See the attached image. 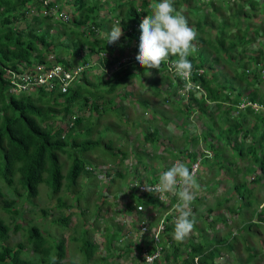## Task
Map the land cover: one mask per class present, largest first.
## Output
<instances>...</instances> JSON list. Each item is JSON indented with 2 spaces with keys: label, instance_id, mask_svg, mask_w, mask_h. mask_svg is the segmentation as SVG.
I'll list each match as a JSON object with an SVG mask.
<instances>
[{
  "label": "trees",
  "instance_id": "16d2710c",
  "mask_svg": "<svg viewBox=\"0 0 264 264\" xmlns=\"http://www.w3.org/2000/svg\"><path fill=\"white\" fill-rule=\"evenodd\" d=\"M43 1L46 0H0V158L2 160L0 178L4 180L5 185L12 187L13 192L12 199H4L0 202V209L5 212L6 218L8 216V220L10 218L11 223H13L14 234L22 227L20 223L14 222V218L20 214V211L15 208V204L17 201L34 204L33 201L39 193V186L43 183L49 189V196H55L61 191L64 181L65 192L67 190L66 193L71 196V200L75 203V205L70 203L68 207L76 208L82 202L85 204V209H88L89 203L87 204L86 202L84 191L78 190L77 187L85 185L80 183V181H83L82 174L98 176L95 174L97 168L95 164H90L84 159L91 153L96 154L97 151L105 155L109 153L115 163L114 170H111V167H105V176L108 179L105 187L108 188L110 184L116 183V179L124 181L123 188H117V192L121 193V199L124 202L123 210H135L133 199L139 200L138 203L141 202L144 205L159 204V200L155 197L135 195L137 192L136 181L139 183L159 182L155 177L146 179V177L141 176L138 170L140 166L145 167L144 164L147 162L148 155L140 151L130 155L129 150L123 148L125 146L124 141H122L123 147L118 145V147H114L112 138L103 140V133H119L120 125L113 126L109 121L106 124L104 123V128L99 130L100 118L103 115L111 117L112 113H109V111L112 112L117 108L114 106L116 89L119 88L124 92L129 87L127 82L136 75V73L124 69L121 72L114 71L111 74L112 77L107 78L105 71L103 69L102 71L100 70L102 68L100 63L105 67L107 66L108 69H112L115 64L108 61L105 57L103 60L101 57H97L95 61L90 60L93 54L107 53L105 51L107 40L99 37L98 34L101 33V30H105L108 33L111 29L105 28L104 23H102L105 19L96 15L104 0H90L89 2L86 0H74V6H72L75 13L77 14L80 11V14L74 15L71 22L58 21L64 30L71 27L70 23L73 26L77 25L78 29L76 27L75 30H71V33L75 38L83 37V39L78 38L71 42L72 51L66 53L64 60L57 58L58 61L64 63L66 70L75 69L77 65L83 67L78 74L79 84L72 86L64 94H59L56 91L57 87L52 90L39 87L37 90L20 95L7 89V70L16 71L19 67L28 69L33 62L43 63L48 56L55 53L58 55L61 54L60 52L65 51L63 45L59 51L56 52L54 50V43L61 37L59 34L52 32L54 29L52 21L54 19L49 9L58 0H47V4H44ZM132 1L121 2L116 6L115 0H105L107 4H113L112 8L108 9L109 12ZM155 1L160 2V0ZM215 1L218 3L216 4L214 0L207 1L213 7L212 13L219 6L227 7V9H230L231 6L236 8V10L235 13L230 14L223 20V30L217 35L215 31L214 37H211L210 33L216 28L215 21H218L214 18V15L201 10L200 7L194 6L192 0H174L176 11L182 13L188 24L192 25L196 31L197 46L203 45L201 53L194 54L193 52L188 59L193 64V69L203 67L206 70V73L198 78V83L195 82L200 84L199 87L201 89L195 91L194 88L188 94V107L186 106L188 110L184 108L185 111H182L181 106L177 107L178 111L186 118H189V113L193 111L197 115L199 114L197 119L205 117L206 121L203 123L205 130L198 136L188 137L189 135H185L183 143L175 145L174 151L178 149L177 151L182 156L180 162L187 164L190 169V165L203 156L197 155L195 152V146L198 143L196 139L207 132H212L213 129L210 128H214L217 123L225 124L223 131L227 134V145L230 147L229 150L232 149V152H235L237 158L235 160L230 158L225 165L223 164L224 167L221 169L225 179L232 181L231 183L234 184V195L236 194L239 200L243 202L239 203L236 209L229 205L226 208L231 214L239 212L243 218L240 222L241 226L237 229L236 237L229 233L225 237L217 238L211 244L212 242L204 235L206 232L199 231L198 236H195L196 242L189 239L188 243H186L188 250L185 248L180 252L178 247L172 245L170 250L166 251L164 257L165 262L170 264H193L195 258H197L198 264H223V261H220L223 258L222 252L225 251V254L227 252L235 253V245L238 238L243 241L246 240L247 236L252 233L253 228L263 227L264 223V215H262L264 214V207L260 212H257L263 201L258 207L252 208V200L258 197L255 196L253 189L244 188L243 183H238L237 181L240 176H242V179L252 176L251 182L256 184L264 180V112L256 113L250 107H246L244 111L237 109V104L241 102L242 98L264 105V94L262 93L264 92V82L255 69L256 65H260L264 69V7H262L264 0H241L240 2H235V6L232 3L225 4L226 2L222 0ZM31 5L34 7L32 11H36V14L28 18L30 15L27 14ZM139 7L141 11H144L143 13L141 12L143 18L147 14H151L149 1L142 0ZM37 12L42 14L38 15ZM139 14L138 7L131 8V10L127 11L124 19L118 22L128 39H131L134 35L141 36L140 28L139 30L134 29L136 28V23L140 20ZM67 23H69V26H67ZM21 24L24 26L21 27ZM42 24L45 26L44 29H41ZM249 43L256 45L257 50L249 47L251 46ZM237 48H239V51ZM84 55L87 56L84 58ZM177 59L178 57L169 56L167 61H175ZM93 62H96L98 66L93 68ZM220 62L231 67L233 74L230 79H228L229 76L223 70L212 71L213 66ZM233 62H235L234 66ZM141 69L140 75L146 72L145 69ZM165 70H167L166 63L162 64L160 70L154 69L161 76L153 80L152 86H157L158 82H161L166 83L169 87H174L178 91L182 87L183 81L177 75L168 77L165 75ZM219 77L228 83L236 81V87L221 85L218 80ZM92 78H94V81H91ZM145 80H150V78L145 76ZM140 85L146 84L141 80ZM236 89H238L239 95H235V97L230 95ZM124 95L129 96L126 92ZM118 97L123 98L122 95H118ZM179 98L184 100L182 95ZM208 99L213 104H209L207 102ZM78 104L79 106L77 107ZM141 104L145 108L150 107L147 99H144ZM211 105L215 108L214 110ZM86 107L91 111L92 115L87 121H84L83 118L75 115V113L76 110H82ZM107 107L108 109L105 111L103 108ZM210 110L213 111L211 112ZM155 112L156 110H152L151 120L139 118L137 119L138 124L135 125L134 123V127L141 129L145 125L147 126V131L143 130V139L146 141H151L159 130L158 127L152 124V121L155 120ZM161 116L164 117V112L161 113ZM55 117H59L60 123L63 122L65 128L60 125H54ZM250 117L253 118L251 125H249ZM186 132L190 133L189 131L184 133ZM213 133L214 131L209 136L207 134V137L213 139ZM95 134L96 138H93ZM122 135L124 136L126 133H122ZM205 139L206 135L203 142H205ZM188 143H191L190 147H188ZM208 148L213 153H221V150L215 149L212 145H208ZM224 148L228 151L227 146H224ZM165 151L167 154L171 153L167 150V147H165ZM61 154L67 155L71 160L65 175L62 173V165L59 161ZM129 158L133 161V166L127 168L129 172L127 171L128 173L126 174L124 161ZM202 160L201 163H203ZM204 163L203 167L208 168V170L211 169L210 166H205L206 161ZM241 163H243L242 167L240 166ZM144 171H148V167H145ZM257 171L258 174L253 175ZM44 174H48L47 178L44 177ZM130 174H134L132 179L127 176H130ZM245 183H247V180ZM209 186L212 187L213 184L205 187L209 189ZM104 191L107 190L105 189ZM0 197H2L1 189ZM233 197L231 195L230 198ZM58 201L59 207L67 206L65 199L59 198ZM175 202L177 201L173 200L172 204ZM197 202H201L200 196L195 197V203ZM102 206L103 203L94 205L97 208L95 211L96 216H98V212L100 213ZM243 209L247 210V214L243 213ZM213 210L214 207L210 208L209 212ZM43 213L45 214V212ZM80 215L84 216L85 212H81ZM246 215L249 216L247 219L245 218ZM170 218V216L167 219L164 218L166 220L165 228L158 236L161 244H164L169 238L174 239L175 226L167 225V221ZM137 219L141 221V217H137ZM53 223L61 230L65 229L69 226V217L60 215ZM91 225L94 226L93 224ZM149 225L154 226L153 221ZM120 228L121 226L119 225L118 229H115L110 234V231L113 230L106 226L103 235L105 238V250L110 251L116 248L114 241ZM92 229L93 227H91V231ZM10 230V223L0 218V264H68L65 260L67 240L64 237L59 238L55 245H52L47 239L48 236H44L40 229L34 225L29 227L27 231L26 244L22 242L10 244ZM78 230L82 238L77 247L79 252L86 256L85 264H89L98 247L91 240L87 229L81 228ZM130 232H124V237L127 238ZM137 234H141L140 231ZM75 238L72 236L70 239L76 240ZM138 239L139 243L143 239L145 244H149L152 238L147 234H141ZM169 242L165 243L166 246ZM166 246H164V252ZM131 247L132 245L127 243V253L131 252ZM135 248L139 250V254L141 246L138 244ZM246 249L249 252V258H251L250 246H247ZM25 251L34 254L36 260L23 259L22 255ZM217 260H219V263L216 262Z\"/></svg>",
  "mask_w": 264,
  "mask_h": 264
},
{
  "label": "rangeland",
  "instance_id": "374dc122",
  "mask_svg": "<svg viewBox=\"0 0 264 264\" xmlns=\"http://www.w3.org/2000/svg\"><path fill=\"white\" fill-rule=\"evenodd\" d=\"M86 1L89 2L90 0H86ZM115 1H116V6H117L121 2L126 3L130 0H115ZM140 1L141 0H134L131 3H128L127 5H124L120 8H117L109 12L108 9L112 8L113 4L112 3L107 4L104 0L101 3V8L97 10L96 15H98L99 18L105 19V21L102 22L104 23L103 25L105 28L111 29L113 25L117 24L116 20L118 17H120L121 19H124L128 10H131V8H134L137 6L139 8L138 4L140 3ZM150 1L153 2L154 0H150ZM207 1L209 0H192L194 6L200 7V9L205 12H210V14L214 15V18L218 20V21H215L216 28L212 30V33H210L211 37H214L215 31L217 35L221 30H223L224 28L223 20L226 19V17L229 16L230 14L235 13L236 8H233L230 6V9H227V7L223 8L222 6H219L217 7L216 11L212 13L211 10H213V7H211V5ZM222 1L226 2L225 4L232 3L233 6H235V2L237 3V2H240L241 0H222ZM73 2L74 0H58L57 2V5L58 3H60L59 7L70 15L69 22L72 21L74 15L80 14L79 13L80 11L77 14L75 13ZM214 2L216 4L218 3L215 0ZM57 5H56V8H57ZM262 7H264V5H262ZM33 9L34 7L33 5H31L30 11L32 13L30 11L28 12L27 15H30V17L28 18H31L34 14H36V11H32ZM37 14L40 15L42 13L37 12ZM68 24L69 23H67V26H69ZM52 25H54V29L52 32L59 34V36L61 37L58 39V41L54 43V50L56 52L59 51L60 49H62V45H63L66 52L65 51L60 52L61 54H58V55H56L57 53L52 54L53 57L49 58V60L57 59V58H62V60H64L66 53L72 51L71 42L78 38L83 39V37L81 38L80 36L78 38H75V36L71 33V30H75L76 27L78 29L77 25L73 26L70 23L71 27H69L68 29L66 28L65 30L59 24L58 20L52 21ZM20 26L23 27L24 25L21 24ZM41 26H42L41 29L45 28L44 24H42ZM189 26L193 28L192 25H189ZM101 32L103 33V36H105L106 31L101 30ZM103 38L105 39V37ZM134 38H138V37L134 36ZM125 42H126V38H124V43L117 45L119 47L118 51L117 49H114L112 47L108 48V44L106 43L107 48L105 51H107V53L104 54L106 59L116 64L117 58L112 57L113 54L114 56H119V57L123 55V58L124 57L127 58L129 49L127 47L124 50ZM138 42L140 43V38H138ZM197 43L198 41L195 40L194 54L201 53V49L203 48V45L197 46ZM249 44L251 45L249 47L253 48L254 50H257L254 44H251V43ZM137 50L139 51V47ZM237 50L239 51V48H237ZM99 54L100 53L93 54L90 60L95 61L96 58L99 57ZM86 56L87 55H84V58ZM131 58H133L132 55H130V59ZM101 59L103 60V58ZM121 59L122 58H120V60ZM234 64L235 62H233V66ZM259 67L260 65H257L255 67L256 71H257V68ZM106 69L107 70L104 69L106 77L111 78L112 77L111 74L116 69V67L111 70V69H108V67L106 66ZM125 69L131 70L130 67L125 68ZM220 70H223V72L227 74V76H229L228 79L231 78L233 72H232L231 67L228 64L225 65L223 64V62H220L213 66L212 71H220ZM149 71L151 72L150 76H149V73L147 72L144 73V75L150 78V80H145V77L140 75L141 71L136 72V75L134 76L135 80L128 83L129 87H127V89H125L124 92L121 91L119 88L116 89L114 93L115 94L114 106H116L117 108L116 110L112 112L109 111V113H112L111 117L107 115H103V117L100 118L101 120H100L99 130L104 128L103 126L104 123L106 124L109 121L110 123L113 124V126L120 125L119 133H114V132L103 133L102 135L103 140L112 138L114 141V147H118V146L123 147L122 141H124L125 146L123 148L125 150L128 149L130 152V155L135 154L139 151L148 155L147 160H146L147 162L144 164L145 167H148V171H144L145 167L143 168L142 166L140 167L137 166L138 170L141 173V176L146 177V179L149 177H155L156 179L159 180L160 174L162 173L161 171L164 168H165V171H167L174 164H176L177 162L181 160L182 156H180L181 153L177 151L178 149H175L176 150L175 154H173L174 153L173 148L175 147V145L182 144L184 141L185 135H189L188 137H190V136H198L201 133H203L202 131L205 130L203 123L206 121V118L201 117L197 119L199 114L197 115L196 112L189 113L190 114L189 118H186L177 109V107L179 106L182 107V111H185L184 108L187 109L186 108L187 101L181 100L179 98V95L182 93V91L180 93L177 90H175L174 87H169L166 83H161V82H158L157 86H152L151 81L153 79L159 78L161 75H155L151 70ZM165 75H167L168 77L171 76V74H169L168 71L165 72ZM114 77H116V75H114ZM141 80L146 85H140ZM218 80L221 83V85H225V86L232 85L233 87H236V84H237L236 81H233L231 83L225 82L220 77L218 78ZM91 81H94V78H92ZM152 88H155V89H152ZM237 91L238 89H236V91L234 90L233 93H231L230 95L234 97L235 95H239ZM125 92L129 96L124 95ZM262 93L264 94V92ZM118 95H122L123 98H119ZM56 99L58 100L57 97ZM144 99H147L149 101L150 107L145 108L141 104V102ZM208 101H209V104H213L210 99H208ZM78 106L79 104L77 105V107ZM211 106L213 107V105ZM103 109H105L106 111L108 107L103 108ZM214 109L215 108L213 107V110ZM152 110H156L154 114L155 120L152 121V124L153 126L158 127L160 131L158 130L157 134L154 135V138H153L154 140L152 139L151 141H146L143 139L144 138L143 130L147 131L146 129L147 126L145 125L141 129V128L134 127V123L135 125H137L138 124L137 119L139 118L142 120H146V119L151 120ZM162 112H164V117L161 116ZM75 115L79 116L80 118H83L84 121L85 120L87 121V119L92 115V113L86 107L82 110H76ZM250 120L251 121L249 125H251L253 118L250 117ZM59 123H60V120H59V117H57L54 125H60L65 128V125L63 122L60 124ZM224 127H225V124L220 122V123H217L214 128H210V129H213L214 131L213 139H209L207 137V134L209 136L213 131L209 133L208 132L205 133L206 135L205 142H203L205 135L199 136V138L196 139L198 143L196 142L197 145L195 146L196 148L195 152L197 153V155H203L200 158L201 160L203 159L202 160L203 163L200 162L199 171L197 173V176L195 177L197 187L191 190L194 196V199L191 203L190 208H191L192 217L195 218L196 223L194 225L193 232L183 242H178L175 239L172 240V238L171 239L169 238L168 240H166L164 244L167 241H170L169 243H167L166 251L170 250L172 245L175 247H178L180 252L184 250L185 248H187L188 250V246L186 247V243H188L187 240L192 239L193 242H196L195 236H198L199 231H202V232L207 231L206 233H204V235L207 236L208 239L212 242L211 244H213V242H215L217 238L223 237L226 234L230 233V235L232 236L235 235V237L237 235V229L243 217L240 216L239 212L238 213L235 212V214H231L230 211L226 209V207L229 205L233 209H236V207L239 205L238 203H241V201L239 200L236 194L234 195L232 185H230L229 190H228L227 184L225 183V181L227 180L225 179V176L223 175L224 173L222 172V169H221L222 167H224L223 164L225 165L228 162V160H230V158L231 159L233 158L235 160L237 157L235 156V152L234 151L232 152V149L229 150L230 147L227 145V141H226L227 134L223 131ZM185 131H189L190 133L188 132L184 133ZM122 133H126V135L123 136ZM93 138H96V134L93 135ZM126 141H128L127 144H126ZM155 145H157V148L154 147ZM208 145L214 146L215 149L219 151L221 150V153L220 154L218 152L213 153L208 148ZM190 146H191V143H188V147ZM224 146L228 147V151L224 148ZM163 147H167V150L171 153L167 154L166 151H163ZM205 157L208 159H206ZM111 158L113 157L109 153L105 155L101 153L100 151L99 152L97 151L96 154L91 153L89 156L87 155V158H84V159L90 164L98 165L99 169H104L102 167L109 166L112 168L111 170H114L115 163L113 162L114 159H111ZM205 159L208 161V164L206 163V165L211 167V169L209 170L208 168L203 167L205 164L204 161H206ZM59 161L62 165V173L63 175H65L71 160L67 155L61 154L59 156ZM124 163H125L124 167H126V174H127L129 172L127 168L133 166V161L129 158L126 161H124ZM0 164L2 165L1 158H0ZM242 164L243 163H241L240 165L241 167H242ZM186 166L188 167L187 164ZM103 174H100L98 176H95V175L86 176L82 174L81 176L83 181H80V183H83L85 185L82 187H77V189L82 192L84 191L86 202L87 204L89 203L88 209H85V206H84L85 204H83L82 202L79 205H77L78 207L76 208L68 207L70 203L73 205H75V203H73V201L71 200L72 199L71 196L66 193L67 190L65 192V184H64L65 182L64 181H63L61 191L55 196H49L48 194L49 189L45 186V183L41 184L39 186L38 196L33 201L34 204L24 203V201H17V203L15 204V208L20 211V214L14 218V222H18L22 226L15 234L13 233V228H14L13 223H11L10 218L8 220V216L6 218L5 212L2 209H0V218H2L5 222L10 223V229H11L10 230L11 237L9 240L10 244H15L17 242H22L23 244H26L25 238L27 237V231L29 227L35 225L40 229V231L42 232L44 236H48L47 239L49 243H51L52 245H55L56 241H58V239L61 237H64L67 240L65 260L68 262V264H85L86 256L83 253L79 252L78 247H77L80 244L79 241L82 238V236L79 235L78 229L84 228V229H87V232L91 240L94 241V243L98 247L96 252L94 253V257L92 261L89 262V264H117V263L118 264L120 263L122 264H142L141 258L137 254L139 250L135 248V246L138 244L139 245L140 244L149 245V244H145L143 239L141 240V243H138L139 235L135 237L133 235V229H131V233L129 234L130 237L128 236L126 239H123L124 241L120 244H121V248L124 249L127 243H130L132 245L131 253L136 258L133 259L132 261H130V258L127 259L128 257L118 260L117 256L114 257L113 255V253L117 254V253L122 252L119 249L120 245H119L118 239L121 238V236H124V232L128 231L127 227L128 226L130 227L131 225V227L134 228V231L137 230V233H138V225L140 222L137 221V217H135L133 222L131 221L132 213L131 211L123 210V202L121 201L122 199H120L119 205H117V203L115 204L113 200V199H116V200L119 199L121 193L117 192V188L122 189L124 186L123 185L124 181L116 179L117 181L116 183L114 182L113 184H110L108 188H106L105 187L106 183L104 181H108V179ZM134 174L133 175L130 174V176L129 175L127 176L128 178L131 177L132 179ZM221 174L222 176H220ZM256 174H258V171L254 173L253 175H256ZM47 176L48 174H44L45 178H47ZM248 178L251 181L253 177L251 176ZM219 181L221 183H219ZM237 181L238 183H245L246 178H243ZM211 184H213V186L212 187L209 186V189L207 188L205 190L203 189V186H208ZM254 185H255L254 194L258 198L252 200V203H253L251 205L252 208L258 207V205L264 200V180L260 184L255 183ZM17 187L20 188L19 185H17ZM251 187L252 185L250 184L247 186V188H251ZM11 188L12 187H8L7 185H5L4 180L0 178V189H1V194H2V197H0V202H2V200L4 199L5 200L12 199L11 196L13 192ZM105 189L107 191H104ZM167 195H168L167 204H168V207L171 208L170 215L172 217L177 218L178 212L176 211V205L180 203L179 197L178 195H173L170 193ZM231 195H233L234 197L230 198ZM196 196H200L201 202L195 203ZM59 198H63L66 200L67 202L66 207L58 206ZM173 198L177 201L174 204H172L174 200ZM224 199L228 201H225ZM136 200L133 199L134 203L138 204V200L137 201ZM96 203H103V206L100 208V213L98 212V216H96L95 214V211L97 210V208L94 207V205ZM162 206H161L162 210H160L161 212L158 210L155 211L156 207L153 208V212L155 211L154 213L156 214L152 218L154 219L155 217V219L153 220L154 225H156L160 220V218H158L159 214L160 213L161 215L164 214V210H163L164 208ZM168 207L165 208V210H167ZM212 207H214V210L212 212H209V209ZM43 212H45V214ZM81 212H85V215L81 216L80 215ZM243 213L247 214V210H243ZM60 215L68 216L69 222H70L69 226L62 230L53 223V221L57 220ZM247 217L248 216L246 215L245 218L247 219ZM141 218L144 220H148L149 216L143 213ZM150 220H151V216H150ZM172 221L170 222V224H168V226L175 224V222H172ZM91 224H93L94 226H92ZM119 225L121 226V228L118 231V236H116V240L114 241L116 248L110 251L105 250V242H104L105 238L103 237V235L105 233L106 226H109L111 230H113V231H110V234H111L115 231V229H118ZM91 227H93L92 231H91ZM135 227L137 228L135 229ZM254 229L255 228H253V230ZM253 230H252V234L254 237L248 236L246 240L244 241L241 238H238L237 244L235 245V253L227 252L225 254V251L222 252L223 258L220 261H223V264H264V228L259 227L257 231L256 229L254 231ZM72 236L76 237L75 238L76 240H73V239L71 240L70 238ZM247 246H250L251 248V251H250L252 255L251 258H249V254H248L249 252L246 249ZM26 247L28 246L26 245ZM22 257L23 259H26V260L27 259L31 261L36 260V256L29 251L23 252ZM216 262L219 263V260H217ZM159 264H170V263L162 262L160 259Z\"/></svg>",
  "mask_w": 264,
  "mask_h": 264
},
{
  "label": "clouds",
  "instance_id": "9594fccd",
  "mask_svg": "<svg viewBox=\"0 0 264 264\" xmlns=\"http://www.w3.org/2000/svg\"><path fill=\"white\" fill-rule=\"evenodd\" d=\"M141 1H140V3H141ZM43 3L47 4V0L43 1ZM56 5H57V3L54 2V6L49 9L50 12L52 13V17L54 18V20H58L61 22L70 21V15L66 11L62 10L59 7L60 3H58L57 8H56ZM149 5H150L149 11L151 12V14H147V16L144 18L142 16V13L144 11H141L140 7L138 8V13H140L139 14L140 20L136 23V25H135L136 28H134V29L139 30V28H140L141 36L140 37L138 35H134V36H137L138 38H140V43L138 42V38H134V36H132L131 39H128L126 33L124 31H122V27L118 24V22H121V20H122L120 17L117 18V20H116L117 24L112 26L110 32L105 33V36H103V33L101 32L100 34H98V36L99 37H105V39L107 40L108 47L109 48L112 47L114 49H117V51L119 49V47L117 45L124 43V38H126V42L124 44L125 45L124 50L128 47V49H129V53L127 54L128 57L123 58V55L119 57V56H114V54L113 55L111 54L112 57L117 58L116 64L113 65V67H112V69L116 67V69L114 71H120L121 72L125 68L130 67L131 70H129V71L136 73V72H139L141 68H143L146 70L147 73H150L149 70H151L155 75H158L154 71V69L160 70L162 68V64L166 61L167 70H165V72L168 71L172 76L177 75L178 77H180L181 80L182 79L188 80L190 78V82L193 84L192 88L188 92H184L183 90H184L185 81L182 80L183 81L182 87L178 90V92H180V93L182 91V94H180V95H182L184 100L187 101V99L189 97V95H188L189 92L194 90V88H195V90L201 89L199 87L200 84H196L195 82L198 83V78H200L201 75L206 73V70L203 67L193 69V64L188 59V57L193 52H195V46L193 44V41L196 40L197 33L193 28H191L189 26L188 21L185 18V16L182 13L176 11V9L174 8V0H160L159 3L156 2L155 0L153 2L149 0ZM59 13L65 14L67 16V20H62L58 16ZM140 22H141V24H140ZM138 47H139V51L137 50ZM110 53H112V52H110ZM104 54H106V52L105 53L100 52L99 57L104 58L105 57ZM130 55H132L133 58L130 59ZM169 56L178 57V59L175 61H167ZM52 57H53L52 55L48 56L46 58V61L43 63L33 62L32 65L30 66V68H28V69H25V67H19L16 71L7 70L6 71V73H7V75H6L7 76V79H6L7 89L10 92H12L10 84H9V73H12V72L17 73V74H21L24 72H45V71H50L57 66H60L63 71L72 72L74 70H77L78 74H79V72L83 69V67L77 65L75 69L71 68L70 70H66L63 62H60L57 59L49 60V58H52ZM120 58H122V59L120 60ZM92 66H93V68H95L98 65L96 62H93ZM100 66L102 67L100 69L101 71H102V69L107 70L106 67L103 66L101 63H100ZM247 72H249V71L247 70ZM257 73L260 76L261 80L264 82V69H262L261 66L257 69ZM78 74L76 76L75 81H73L68 86V89L65 92H62L61 89H59L57 83L55 82V87L58 88L56 91L59 94H64L72 86H76L77 84H79ZM150 75H151V73L149 74V76ZM141 76L145 77L146 75L142 74ZM133 80H135V79L134 78L131 79L129 82H127V84ZM153 80L151 82H153ZM39 87H44V86H39ZM39 87H32L31 89H29L25 92H20V93H15V94L20 95L22 93H28L30 91L37 90ZM55 87L53 89H55ZM47 90H52V89H47ZM12 93H14V92H12ZM240 101L241 102L239 104H237V109L240 111H244V109L246 107H250L256 113L264 111V105L259 103V102H252L247 98H242ZM207 102H209V101L207 100ZM241 104L242 105L246 104V106L243 109H239L238 107ZM154 147L157 148V145ZM163 151H165V147H163ZM173 152H174L173 154H175L174 148H173ZM200 162H201V159L199 158L198 161L193 163V164H196V163L198 164L197 173L199 170ZM192 165H190V169H189L185 164H183L179 161L176 164H174L167 171H165V168H164L162 170V173L160 174L159 182H157V183H146V182L139 183L136 181L137 184H149V185H155V186H154V188L145 187V189L150 192L149 194H137L136 193L135 195H137V196L144 195V197L152 196V197H155L159 200V204H157V205H152V204L144 205L141 202L138 204H135L133 202V206L135 207V210L131 211V213H132L131 221L132 222L134 221L135 217H141L143 213H145L146 215L149 216L148 220H144L141 218V221H139L140 223L138 225V231H140L141 234H147L151 237L152 231L157 229L161 220L164 221V228H165L166 221L164 220V218L167 219L168 216L171 217L167 221L168 224H170V222L172 220H173L172 222H175V224H173V226L175 225L173 238L176 241L183 242L193 232L194 225H195L196 221H195V218L192 217L191 208H190L191 203L194 199V196H193L191 190L193 188L197 187L196 179H195V177L197 176V173L194 176V173L190 172ZM95 166L97 167L95 170L96 175H100V174L105 173L106 172L105 167H109V166H104V167L101 166L104 169H99L98 165H95ZM104 175H106V173ZM218 179H219V177H218ZM241 179H242V177H239L238 180H241ZM246 180H247V183H243V187L247 188V186L250 184V185H252V187L247 188V189H251V190L253 189V191H254V187H255L254 184L255 183H252L248 179V177L246 178ZM104 182L107 184V181H104ZM231 182L232 181H225V183L227 184L228 190H229L230 185H232ZM219 183H221V182L219 181ZM260 183L261 182H259L258 184H260ZM136 187H140V186H136ZM153 191L159 194L158 195L159 198L157 197V195L151 194ZM169 193L173 194V195H178V197H179L180 203H178L176 205V211L178 212L177 218L172 217L170 215V212H171L170 209L171 208H169L168 204H167V199H168L167 194H169ZM121 198H122V196L120 195L118 200L113 199L114 202L116 200L115 204L117 203V205H119V200ZM145 199H147V198H145ZM121 201L123 202V200H121ZM139 205L143 206L142 211H138L137 207ZM162 205H163L164 209L167 207H168V209L164 211V214H162L163 216H161V213L159 214V216H161V217H160L159 222L156 225L150 226L149 223L155 219V217H154V219H152L154 214H155L154 212L157 210L160 211ZM154 207H156V208H155V211L153 212ZM263 207H264V200L258 208L259 212L262 210ZM226 209H228V208H226ZM150 216H151V220H150ZM137 221H138V219H137ZM142 226H145L147 228L146 232L141 231ZM164 228H163V230H164ZM263 228H264V223H263ZM131 229H134L131 227V225H130V227L129 226L127 227L128 231H131ZM136 231L137 230H135V231L133 230V235L135 237L137 235L141 236V234H137ZM160 233H161V231H160ZM123 239H126V238L124 236H122V238H120L118 241L119 245H120L119 249L122 252L117 253V254L113 253V255H114V257L117 256L118 260H121V259L128 257L127 259L130 258V261H132L136 257L135 256L132 257L131 252L127 253L126 246L124 247V249L121 248L120 243H122L124 241ZM138 243H139V241H138ZM159 244L161 247V253L158 256V258L154 260L153 263H152V261L154 258L152 255H146L145 258L143 257L144 252L152 254L153 251L155 250V248H154L155 245H154L153 239H151V243H149V245L140 244L141 250H140L139 254H138V252H137V254L140 256L142 264H159L160 259L162 262H165L164 257L166 254V250L164 252V246H166V245L161 244L160 241H159ZM125 253H127L128 256H126ZM165 263H167V262H165ZM120 264H122V263H120ZM193 264H198L197 258L194 259Z\"/></svg>",
  "mask_w": 264,
  "mask_h": 264
},
{
  "label": "built area",
  "instance_id": "2783aa9c",
  "mask_svg": "<svg viewBox=\"0 0 264 264\" xmlns=\"http://www.w3.org/2000/svg\"><path fill=\"white\" fill-rule=\"evenodd\" d=\"M62 20H67V16L63 13H59L58 15ZM78 74L77 70H74L72 72H67L63 71L60 66L55 67L54 69L50 71H45V72H24L21 74L17 73H9V84L11 87V91L14 93H20V92H25L32 87H39V86H44L46 89H53L55 87V82L57 83L59 89H61L62 92H65L68 89V86L75 81L76 76ZM184 80V79H182ZM185 85H184V92H188L193 84L190 82V78L188 80H184ZM245 105H239V109H243ZM198 169V164H193L190 172L194 173V176L197 173ZM157 185V184H156ZM140 186V187H136ZM155 185H149V184H135V187L137 189V194H149L150 192L145 189L147 188H154ZM151 194L157 195L159 198V194L156 192H152ZM138 211L143 210V206H138L137 207ZM164 228V221L161 220L159 226L157 227L156 230L152 231L151 237L154 241L155 245V250L153 251L152 254L143 253V257L145 258L146 255H152L153 256V261L158 258V256L161 253V247L159 244V233L162 231ZM142 232H146L147 228L145 226L141 227Z\"/></svg>",
  "mask_w": 264,
  "mask_h": 264
},
{
  "label": "bare ground",
  "instance_id": "6f19581e",
  "mask_svg": "<svg viewBox=\"0 0 264 264\" xmlns=\"http://www.w3.org/2000/svg\"><path fill=\"white\" fill-rule=\"evenodd\" d=\"M256 46V45H255ZM257 49V48H256ZM259 50H260V48H259ZM257 52V51H256ZM125 58V57H124ZM261 60V59H260ZM258 62V61H257ZM264 62V61H263ZM164 63H166V62H164ZM260 64H262V63H260ZM226 65V64H225ZM251 65V64H250ZM256 65V64H255ZM263 65V64H262ZM257 66V65H256ZM249 68V67H248ZM258 69V68H257ZM263 69V68H262ZM141 70H143V69H141ZM211 71V70H210ZM140 72V71H139ZM151 73V72H150ZM149 73V74H150ZM250 73H252V72H250ZM170 74V73H169ZM148 75V74H147ZM176 76V75H175ZM180 78V77H179ZM177 79V78H176ZM182 81V80H181ZM154 83V82H153ZM177 88V87H176ZM152 89H155V88H152ZM179 90V89H178ZM155 91V90H154ZM196 91V90H195ZM157 92V91H156ZM182 94V93H181ZM183 97V96H182ZM250 100V99H249ZM181 102V101H180ZM254 102V101H253ZM256 102V101H255ZM251 109V108H250ZM170 145V144H169ZM205 148V147H204ZM210 159V158H209ZM211 163V162H210ZM199 171V170H198ZM104 175V174H103ZM109 176V175H108ZM150 182V181H149ZM232 185H234V184H232ZM226 193V192H225ZM227 195V194H226ZM225 196V195H224ZM171 199V198H170ZM236 199V198H235ZM241 203H243V202H241ZM236 204V203H235ZM239 204V203H238ZM243 206V205H242ZM163 207V206H162ZM162 210V209H161ZM244 210V209H243ZM164 211H165V209H164ZM161 212V211H160ZM237 215V214H236ZM262 215H264V214H262ZM230 217V216H229ZM249 217V216H248ZM228 218V217H227ZM232 218V217H231ZM205 220V219H204ZM252 220V219H251ZM166 221V220H165ZM251 224V223H250ZM249 225V224H248ZM250 226H252V225H250ZM224 227V226H223ZM262 227V226H261ZM256 228V227H255ZM222 229V228H221ZM255 230V229H254ZM253 230V231H254ZM257 230V229H256ZM173 231V230H172ZM171 232V231H170ZM207 232V231H206ZM249 232V231H248ZM251 232V231H250ZM163 233V232H162ZM161 234V233H160ZM166 234V233H165ZM164 234V235H165ZM246 234V233H245ZM195 236V235H194ZM165 237V236H164ZM192 237V236H191ZM248 237V236H247ZM208 238V237H207ZM211 239V238H210ZM188 241V240H187ZM260 242V241H259Z\"/></svg>",
  "mask_w": 264,
  "mask_h": 264
},
{
  "label": "crops",
  "instance_id": "0c3cea01",
  "mask_svg": "<svg viewBox=\"0 0 264 264\" xmlns=\"http://www.w3.org/2000/svg\"><path fill=\"white\" fill-rule=\"evenodd\" d=\"M206 162L208 163V161H207V160H206ZM206 166H207V165H206ZM161 172H162V171H161ZM240 177H242V176H240ZM248 179H249V178H248ZM261 182H262V181H261ZM203 189L205 190V189H206V187H205V186H203ZM173 199H174V198H173ZM174 200H175V199H174ZM175 203H176V202H175ZM251 211H252V210H251ZM166 212H167V211H166ZM166 212H165V213H166ZM257 212H259V210H257ZM133 214H134V213H133ZM154 216H155V214H154ZM161 216H163V215H161ZM161 216H158V218H160ZM158 218H157V219H158ZM157 219H156V220H157ZM156 220H155V221H156ZM256 221H257V220H256ZM239 226H241V224H239ZM239 226H238V227H239ZM133 230H134V229H133ZM257 230H258V228H257ZM223 237H225V236H223ZM250 237H254L252 233L250 234ZM125 255H126V256H128V254H127V253H125ZM131 256H133V254H131ZM179 264H180V263H179Z\"/></svg>",
  "mask_w": 264,
  "mask_h": 264
}]
</instances>
